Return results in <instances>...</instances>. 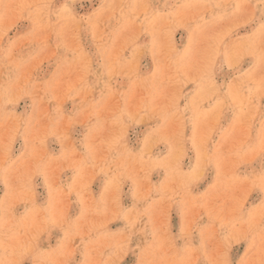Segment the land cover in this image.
I'll use <instances>...</instances> for the list:
<instances>
[{
  "label": "rangeland",
  "instance_id": "rangeland-1",
  "mask_svg": "<svg viewBox=\"0 0 264 264\" xmlns=\"http://www.w3.org/2000/svg\"><path fill=\"white\" fill-rule=\"evenodd\" d=\"M0 264H264V0H0Z\"/></svg>",
  "mask_w": 264,
  "mask_h": 264
},
{
  "label": "bare ground",
  "instance_id": "bare-ground-1",
  "mask_svg": "<svg viewBox=\"0 0 264 264\" xmlns=\"http://www.w3.org/2000/svg\"><path fill=\"white\" fill-rule=\"evenodd\" d=\"M260 100V99H259ZM255 119V118H254ZM255 122V121H254Z\"/></svg>",
  "mask_w": 264,
  "mask_h": 264
}]
</instances>
